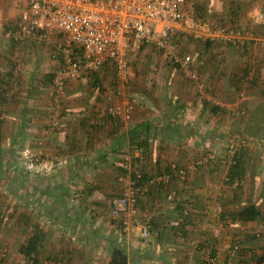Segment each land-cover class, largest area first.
<instances>
[{
  "label": "crops",
  "instance_id": "crops-1",
  "mask_svg": "<svg viewBox=\"0 0 264 264\" xmlns=\"http://www.w3.org/2000/svg\"><path fill=\"white\" fill-rule=\"evenodd\" d=\"M252 1L254 8L261 5L263 19L260 21L258 16L247 17L245 22H248V29L240 45V48L246 45L245 54L237 58L230 53L226 61H248L247 64H252L256 70L254 78L257 81L258 74H264V0ZM28 19L27 0H0V20L19 26L27 23ZM191 32L194 31L189 30L182 39L192 36ZM60 37L54 35L49 42L41 43H36L31 37L21 42L0 40V91L8 88L7 80L15 74L18 85L13 94H24V99L28 101L30 97L37 98L36 103L22 104L21 108L6 102L0 104V119L3 120L0 127V178L3 172L6 178L9 177V168L3 163H6V156H10L8 151L15 144L11 131L19 132L12 121L19 117L23 134L21 145L27 146L29 152L34 150L28 154V159L34 158L43 164V168L39 169V177H51L54 183L57 169L62 178L60 184L50 187L46 186V182H42L41 186L32 183L42 196V201L51 198L55 205L59 202L61 204L63 199L55 193L60 194L62 188H69L70 192L75 188L76 194H79L78 203H72L76 210H83L81 206L86 205V202H90L89 207L94 210L83 220L81 216L61 221L50 220L49 217L44 219L43 226L39 224L43 228L44 238L36 250L38 262L54 264L51 258L60 255L63 264H107L111 249L118 246L126 252L129 264H204L205 256L210 252H213L218 264L225 260L235 264L236 258L227 248L228 245L237 242L238 234L243 232L242 228L261 225L262 222H232L226 216L225 211L237 205L227 203L235 192V184H226V163L231 159L227 158L226 153H215L214 158L204 159L211 153L210 149L203 146L207 131L217 134L222 128L219 119H224L226 114H234L231 105L227 104L232 102L216 101H221L225 94L231 96L233 88L229 84L231 80H227L229 75L224 77L228 88L218 94L211 89L205 92L203 87L198 86V91L194 89L183 96L184 99L188 97V100L175 103V89H168L161 103V95L151 92L143 110L135 108L130 124L123 123L122 128L115 127L109 119L101 120L99 117H96L93 124L92 118L97 116L96 108L101 97L98 98V92L87 81L71 80L70 87L76 86L70 90L65 89L60 95V102L53 96L52 86L48 83V77L58 63L55 44ZM215 43L224 44L220 41ZM215 51L216 54L219 52L217 48ZM222 56L224 54L215 56V65H211L215 67L212 73L219 72L216 66H222ZM218 61L221 63L216 64ZM232 65L233 72L236 63ZM185 81L191 82L187 79ZM210 104L217 105L219 110L211 111ZM6 115L8 121L5 123ZM54 120L58 121L57 125H52ZM227 122L230 127L231 123ZM131 126L142 129L148 127L147 157L141 164L136 157L140 150L134 151L133 156L129 151L131 137L128 129ZM31 140L35 142L30 144ZM246 151L247 155L243 158L246 173L241 199L243 203L259 199L262 201L261 209L264 210V197H260L264 193V167L260 159L254 168L251 167L249 150ZM196 161H202V165L194 166ZM48 162L54 164L47 165ZM173 165L186 171L184 179L178 177ZM122 170L125 173L142 171L149 177L171 174L167 184L150 187V193L140 196V205L138 203L141 211L153 214V226L159 231L155 237L142 239L136 226L132 225L125 231L118 220L109 216L110 197L120 192L118 176ZM253 177H257L258 181L254 182ZM62 193L64 195V191ZM45 201L42 202L44 208ZM186 208L190 217H187L186 222L179 223L178 213ZM244 234L249 233L245 231Z\"/></svg>",
  "mask_w": 264,
  "mask_h": 264
},
{
  "label": "built area",
  "instance_id": "built-area-1",
  "mask_svg": "<svg viewBox=\"0 0 264 264\" xmlns=\"http://www.w3.org/2000/svg\"><path fill=\"white\" fill-rule=\"evenodd\" d=\"M29 19L24 25L15 26L0 20V40L11 39L21 42L31 37L36 43L49 42L54 35H61L55 44L57 65L51 71L55 97L65 91L66 80H77L88 76L110 62L115 70L116 85L106 87L96 108L97 117L109 115L116 117L124 124L132 122L134 103L123 92L122 85L131 78V67L136 64L145 48H154L185 79L204 87L199 65L193 55L184 50L182 37L189 33L185 26L187 0H27ZM258 19L262 21V11H258ZM200 22L196 27L201 28ZM194 38H201L200 33H191ZM208 38L239 49L243 42V31L234 25L218 21L212 23ZM264 40V39H263ZM252 72L249 73V76ZM252 77H249L251 80ZM18 85L15 74L9 80V86L3 90V96L9 101ZM242 94H240L241 96ZM232 112L244 115L245 109L232 107ZM95 118L92 122H95ZM54 120L52 125H57ZM227 151L235 152L236 147L229 143ZM215 153H208L204 159L214 158ZM139 163L144 159L138 153ZM202 165L196 161L195 165ZM176 169L179 178L184 179L186 171ZM136 177L141 172L135 170ZM170 173L151 176L144 184H137L131 178V172L119 174L120 192L109 202V216L120 222L123 230L132 225L139 230L140 237L148 240L159 231L153 226V214L141 211L138 205L139 196L145 195L151 186L167 184ZM189 214L188 208L182 212ZM178 219L181 221L182 217ZM233 251L237 244L229 245ZM2 255L5 251H2ZM208 264H218L210 254L205 256ZM55 264H63L57 262Z\"/></svg>",
  "mask_w": 264,
  "mask_h": 264
},
{
  "label": "rangeland",
  "instance_id": "rangeland-1",
  "mask_svg": "<svg viewBox=\"0 0 264 264\" xmlns=\"http://www.w3.org/2000/svg\"><path fill=\"white\" fill-rule=\"evenodd\" d=\"M250 1L252 0H187L185 26L191 31L200 32L201 38H194L192 34V36H186L183 39V47L186 52H189L193 55L194 61H196L199 65L201 79L204 83V87H206V89L203 91L207 92L208 89H211L212 91H216L217 94L218 92L220 93L221 91H226L228 87L224 77L225 75H229V77L231 76L232 78V70L234 68L232 63H236L237 67L235 66V68L237 72L240 70L239 73L241 72V69L247 63H249L248 61H226V58L229 57L230 53L231 56L235 55L237 56V58H239L240 56L243 57L244 55L242 56L240 54H245L244 48L232 50V48L227 45H218L216 43L211 44L207 48V46L205 45V41L206 39L209 41L208 33L210 31L212 23L215 21L227 25H233L234 23H236V26H238V28L242 27L241 30L243 31V35L245 38V32L248 29V26H246L248 25V22H245V20H247V17L251 18V16H257L258 11H260L261 7V5H259V8H254V2L252 1L253 3L250 4ZM231 3H234L235 6L236 4H238L237 7L239 8L238 16H234V19L229 18ZM235 19H237V21ZM233 20H235L236 22L232 24ZM199 22L201 23V28L196 27V24ZM209 42L213 43L214 41L211 40ZM216 48L219 51L217 52V54L215 51ZM222 54H224V56L221 57L223 58L222 66H216L219 72L214 71L212 73L215 67L212 66V68L211 65H215V56L217 55L218 57V55ZM221 58H218V60ZM220 63L221 61H218L216 64ZM248 65H250V67L254 69L252 71L253 75L251 74L250 76H255V68L252 64ZM131 72V78L127 83H124L123 85L125 95L128 96L129 99L134 103V110L135 108L140 110L147 104L146 101L151 92H156V94L158 93V95H161L160 102L162 103V97L163 95H165L166 91L168 89H175V96L177 98H175L174 102L182 103V101H184L185 99L188 100V97L184 99L183 96H187L189 91H194V89H198L199 86L198 83L197 85H195L191 82L185 81V78L178 71V69L171 65L159 51L151 47L145 48L142 51L139 61L131 67ZM250 76L247 75L246 79L249 80ZM258 76L259 78L253 84H246V82L243 81L241 82L239 91L233 88L232 91L230 90L231 96L225 94V96L227 97L223 95L221 101L216 100L221 103H227L230 101L232 103L227 104L231 105V107L244 108L245 114H226L224 119L220 118L218 121L222 125V128L217 131V134L211 133V131H207V135L203 142V146L205 149H210L212 153H218L221 155L226 153L227 158L229 159L234 155V152L226 150L228 149L227 145L229 143L233 144V147H236V150L239 147L245 146L249 150V155L251 157V167L259 163V161H261L260 164H262L264 167V139H257V136H255V134H258L257 130L253 129L252 133L255 134H252L248 132L245 126V123L247 122L250 115V110H258L261 102H264V74H258ZM106 78V85L112 87V79L110 75L109 78ZM227 80H229V78ZM70 83H72V81ZM207 83L210 85V87ZM75 86L71 87L74 88ZM69 87L70 84L68 82L65 89L70 90L71 87ZM81 87H83V84ZM93 90L96 91L95 88H93ZM240 94L242 95L240 96ZM140 95L142 96V98H140ZM24 97V94H13L12 98L7 101L6 104L10 106L13 105L16 108H21L22 104L28 103L27 105H32L37 101V98L34 97H30L29 101L28 99L25 100ZM201 99L207 102L209 101L205 98ZM50 104L51 103H49L48 105ZM7 119L8 116L6 115V119L4 120L5 123L6 121H8ZM18 119L19 117H16L15 121H12V124L15 127L19 128V132H15V130L11 131V133H13L14 135V138H12V140L15 142V144H13L10 148L11 150L8 151L10 156H6V163H3L9 168V171L7 170V174L9 177L6 178L3 172V176L2 178H0V264H33L31 259H27L23 256L20 251V246L23 245L28 237L33 233L35 225H39L41 223L40 225L43 226L42 222L44 219H47V217H49L50 220L58 219L59 221H61L63 219L69 220L81 216L83 220V218H85L87 215H90L91 212L94 211L89 207L91 206L89 205L90 202H86V205L81 206L83 210H76L73 204L78 203L79 194H76L75 188L72 192H70L71 189L69 188H62L60 190V194L59 192L55 193L58 196L60 195L59 197L63 199L61 204L59 202V197V203H57L56 205L54 204V201L52 202L51 198L45 199L49 203L43 200L46 203V208H44L42 204V196L38 193V190L33 187V184L38 183L40 185L42 182H46V186L50 187L56 185L57 183L60 184L62 178L60 177L57 169V177H55L54 179L55 184L52 183L53 180H51V177H39V173H41L39 172V169L41 167L43 168V164H39V162L33 160L34 158H32L31 160L28 159V154H30V152H34V150H32V147H30L31 151L29 152V148L27 146L23 147L21 145L23 134L20 130L21 120ZM227 121L231 123L232 127L231 125L229 127ZM228 129H232L233 131H229ZM4 137L6 136L4 135ZM29 142L30 144H32L35 141L31 140ZM258 159L260 160L258 161ZM52 164L54 163H47V165ZM48 170H50L49 167ZM253 180L254 182L258 181V178L253 177ZM244 184L246 185L247 182L245 181ZM42 187L44 186L42 185ZM67 190L69 191V193ZM63 191L64 195L62 193ZM66 191L67 193L65 195ZM99 197L102 198V196ZM112 197L113 196H111L110 198ZM70 198L73 200L71 201ZM48 204L50 205V207H48ZM82 204H84V202ZM84 208L90 209V211H87ZM20 215H24V218L21 219ZM241 231H246V233H249L248 235H256V239H247L248 235H243V232H240L238 234L239 237H237L236 239L237 242H234V244L238 245V248L240 247V249L246 248V250H250L248 251V255L254 253V255H252L253 258H251V260L249 261L250 264H256V258L262 255V249L264 250V222H262L261 225L257 224L248 228H242ZM229 245L227 247L228 249ZM2 251H5L4 255H2ZM231 252L234 255V258H236L235 264H239V250H232ZM37 264L41 263L38 262ZM261 264H264V262Z\"/></svg>",
  "mask_w": 264,
  "mask_h": 264
},
{
  "label": "trees",
  "instance_id": "trees-1",
  "mask_svg": "<svg viewBox=\"0 0 264 264\" xmlns=\"http://www.w3.org/2000/svg\"><path fill=\"white\" fill-rule=\"evenodd\" d=\"M237 6H238V4H236V6H235L234 3H231L230 10H229L230 11V17L229 18H233L234 16L235 17L238 16V9L239 8ZM235 20L237 21V19H235ZM235 20H233L232 24L234 22H236ZM234 24H235V27L238 28V26H236V23H234ZM211 44H213V43L208 42V41L205 43L207 48ZM227 46H229V45L227 44ZM243 46H244V49L246 50V45H243ZM56 59H57V56H56ZM239 71L238 72H237V70L233 71L232 78H231V76L229 77L230 78L229 80H231L230 81L231 87L235 88L237 91L240 90L241 82L245 81L246 84L247 83L253 84L255 81V78H254L255 76H252L251 80L246 79L247 75H249V73L252 72L251 67L248 64H246L241 69L240 73H239ZM109 75L112 79V81H111L112 87H114L115 83H116L115 70H114V67H112V64L107 61L100 68L94 70L93 72H91V74H89L86 77H83L82 79H77V81L83 80V79L85 81H87L88 84L90 86H92V88L96 89V91L98 92V95H99L98 98H99L102 96L106 87H109L106 85V83H107L106 77L109 78ZM11 77L12 76H10L7 80L8 85H9V80ZM53 77H54V74L51 72L50 76L48 77V83L52 86V91H53ZM68 82L70 83L71 80L65 81V87L68 84ZM1 93H2V91H0V104H5V102L7 103V98L4 97ZM53 96L55 97V93L53 94ZM60 97H58L59 102L61 101ZM23 102H25V101H23ZM210 108H211V111H215V112L217 110H219V107L215 104H210ZM258 110H256V111L253 109L250 110V115L248 117L247 122L245 123V126H246V129L248 130L249 133H252V130L256 129L258 134L257 135L255 133H252V134H255V136H257L256 137L257 139L263 140L264 139V102L263 101L261 102V105H260ZM96 117L97 116L95 115L93 118H95V120H96ZM99 118L100 119L101 118L109 119L115 125V127L122 128L123 123L121 121H119L116 117H111L109 115H106V116L99 117ZM2 122H3V120L0 119V127L2 125ZM93 124H94V122H93ZM46 129H47V127H46ZM147 129H148V127H146L145 129H142L141 127L137 128L135 126L129 127L128 133L130 134V137H131L130 142H129V151H130L132 156H133L134 151L140 150L141 157L143 159L147 157V154H146V151H147L146 131H147ZM141 135H143V136L141 137ZM119 139H121V138H119ZM246 149L247 148L245 146L239 147L234 152V155L232 156V158H230L231 160L227 163L226 184L227 185L235 184L234 185V187H235L234 195L232 196L231 201H228L227 203L228 204L232 203V204H237V205H236V208H233L232 210L230 209L228 211H225L226 212L225 214L232 222H235V221L236 222H243V223L244 222H264V210L261 209L262 208V201H260L259 199L258 200L250 199V201H247V202H245L243 200L244 201V203H243L242 199H241V194H242V189H243V179H244L245 173H246L245 160L243 159L247 155ZM140 172L142 174L140 177L137 178L136 173L134 171H131V178L136 179L137 184H144L150 179V177L147 174H144L142 171H140ZM122 173H125V171L122 170V171H120L119 174H122ZM159 186H161V185L151 186V187L157 188ZM150 191H151V189H149L146 194L150 193ZM261 195H262V197H264V193L260 194V197H261ZM140 202H141V198L139 196V199H138L139 205H140ZM182 212H183V210H181L178 213L179 217L183 216ZM189 215L190 214L184 215L182 217L181 221L178 219L179 223L186 222L185 220L187 219V217H190ZM20 217L22 219V218H24V215H20ZM72 219H70V220H72ZM42 229L39 227V225H35L34 231L28 237V239L26 240V243L20 246V251L23 254V256L27 259H31L33 264L38 263L37 256H36V250L44 238V232ZM247 239H256V235L250 234L247 236ZM230 250L232 251L233 249H230ZM238 250H239V253H238L239 264H250L249 260H251V258H253L252 255H254V253L248 255V251H250V250H248V249L246 250V248L240 249V247H239L236 251H238ZM262 253H263L262 255H260L259 257L256 258V264H261L264 262V250L263 249H262ZM212 254H213V252H210L211 257H213ZM51 259H53L52 262L54 264L57 262H63L60 255H56V256L52 257ZM202 262H204V261H202ZM107 264H129L128 256L122 248H120L118 246H114L111 249L110 259H109ZM204 264H208V263L204 262ZM222 264H231V263H229L228 261L225 260L224 263H222Z\"/></svg>",
  "mask_w": 264,
  "mask_h": 264
}]
</instances>
